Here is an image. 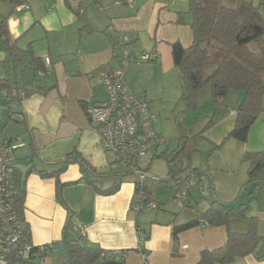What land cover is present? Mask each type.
I'll return each instance as SVG.
<instances>
[{"label":"crops","instance_id":"1","mask_svg":"<svg viewBox=\"0 0 264 264\" xmlns=\"http://www.w3.org/2000/svg\"><path fill=\"white\" fill-rule=\"evenodd\" d=\"M252 3L259 5L261 0ZM3 4L0 12L4 14L7 5ZM261 12L264 14V7ZM190 24L188 0H137L134 8L121 0H27L25 5L14 7L8 19L11 39L22 51L32 49L48 67L46 74H38V82L47 91L13 105L12 112L22 128L20 139L25 140L23 154L17 160L25 166L33 162V169L21 182L25 183L23 219L31 229L35 246L57 244V252L40 264H53L61 248L67 258L62 239L69 219L85 230L84 244L105 251L113 264H200L202 253L225 247L230 233L248 232V220L231 219L223 227L203 228L200 223L180 232L177 243L173 239L175 227L196 220L209 208L210 187L215 198L227 205L248 204L251 186H247L249 163L244 157L264 152V111L252 126L247 142L227 138L236 125L233 112H237L244 97L239 91L231 92L225 106L215 109L211 89L202 90L199 108L191 112L201 124L200 130L188 128L186 105L181 101L183 84L175 68L172 46L177 42L184 48L192 46ZM110 26L130 37L124 49L117 48L119 39L109 35ZM124 52L131 57L124 81L135 97L149 103L157 118L170 117L171 112L182 115L189 136L205 130L214 119L197 143L202 157L195 167L208 175L203 174L199 184L183 197V208L173 197L167 205L161 204L154 193L158 209L134 211L135 178L114 165V157L103 150L99 134L86 115L90 105L107 100L97 72L120 69ZM153 52L159 54L158 61L136 62L141 54ZM32 78L28 71L19 82ZM19 114L29 133L20 123ZM167 122L161 121L158 128L155 125L163 137L168 135ZM14 139V143L18 141L17 136ZM158 153L145 158L152 160ZM79 160L95 169L97 175L85 173ZM141 160L140 168L149 174V160ZM63 167L60 190L56 177L41 175ZM19 178L22 181L21 172ZM251 205L249 217L258 219V233L264 238V183ZM140 239H144L142 245ZM143 253L148 257L146 263ZM228 264H264V241L255 253Z\"/></svg>","mask_w":264,"mask_h":264},{"label":"trees","instance_id":"2","mask_svg":"<svg viewBox=\"0 0 264 264\" xmlns=\"http://www.w3.org/2000/svg\"><path fill=\"white\" fill-rule=\"evenodd\" d=\"M1 1L9 2L13 7L25 5L27 2V0ZM262 7H264V0H261L259 5L244 0H188V14L191 16L190 26L194 36L193 44L189 48H184L179 42L172 46L175 68L183 84L181 101L190 112L198 110L200 92L207 87L211 89L215 109L225 106L231 92L243 93V100L236 112L235 128L227 137L243 143L247 142L252 126L264 111ZM8 19L0 12V53L7 54V57L0 62L7 69L5 79L0 80V100L5 99L9 106V118L12 119L13 105L22 104L24 99L34 93L47 91L38 82V74H46L48 67L44 61L34 55L32 49L22 51L16 46V41H13L9 34ZM156 61L158 60L154 62ZM28 71L33 74L32 80L23 79L20 83L19 77L23 78ZM21 120L20 123L27 128L22 115ZM213 123L214 119L199 134L184 138V146L172 153V158L167 162L169 175L166 178L154 177L155 179H148L142 184L136 183L137 190L142 191L146 197L145 202L153 200L155 191L160 188L167 189L171 197L175 198L184 183L194 174L200 178L203 174L208 175L201 168L195 167L190 157L192 152L197 151L195 144L204 138V132ZM28 130L27 128L29 133ZM8 140L15 144L14 138ZM71 157L77 158L74 155ZM79 162L85 173L97 175L95 169L84 160ZM244 162L249 163L247 186H251V200L248 204L238 207L227 205L215 198L212 193L213 188L210 187L209 208L199 213L196 220L174 228L173 239L177 243L180 232L198 226L202 222L209 226L223 227L228 226L231 219L249 221V230L246 234L230 233L225 247L202 253L200 264L233 263L238 258L255 253L257 246L264 241L258 233V219L249 217L251 204L258 199L261 185L264 183V152L248 153L244 157ZM21 164L17 160V165ZM32 165L31 161L27 163V166ZM64 170L65 167L52 174L41 173V175L56 177L60 190L63 185L60 183L59 174ZM17 172L19 184L17 207L23 218L25 183H21L20 172L18 170ZM88 179L86 180L92 184L93 181ZM116 189L117 187L111 191L114 192ZM59 200H61L60 194ZM71 232L74 236L69 235ZM62 242L67 247V258L62 264H113L105 251L97 246L84 244V237L76 234L70 219L65 226ZM53 245L57 247L56 243ZM46 257L40 252V247L34 246L25 257H19L16 252L9 254L7 264H40Z\"/></svg>","mask_w":264,"mask_h":264},{"label":"built area","instance_id":"3","mask_svg":"<svg viewBox=\"0 0 264 264\" xmlns=\"http://www.w3.org/2000/svg\"><path fill=\"white\" fill-rule=\"evenodd\" d=\"M130 8H134L137 0H121ZM111 37L119 39L117 48L124 49L130 42V37L122 35L114 27L108 28ZM130 56L124 52L122 66L117 70H103L96 75L102 80L107 93L103 103L92 104L86 109L90 123L97 130L100 143L106 153L114 157V165L131 174L136 183L142 184L148 179H155L142 170L138 162L149 156L151 152L158 153L161 147L168 145L154 128L157 120L151 112L150 105L145 100L135 97L124 81V71L129 65ZM157 52L143 53L136 58L137 63H151L159 60ZM43 76V73H40ZM236 114V112H233ZM17 155L13 143L0 134V264H7L8 255L16 252L19 257H25L33 245L31 230L28 223L21 217L17 207L19 184L17 180ZM200 177L193 175L183 185L174 198L183 208V197L199 184ZM144 193L137 190L133 198L132 209L137 213L156 210L155 200L145 202ZM203 228L207 223H201ZM76 234L86 237L85 230L74 225ZM142 245L144 239H140ZM53 244L40 247V252L49 257L56 253ZM147 255L143 259L147 262Z\"/></svg>","mask_w":264,"mask_h":264},{"label":"rangeland","instance_id":"4","mask_svg":"<svg viewBox=\"0 0 264 264\" xmlns=\"http://www.w3.org/2000/svg\"><path fill=\"white\" fill-rule=\"evenodd\" d=\"M244 1L252 2V0H244ZM3 10H4V4L0 0V11H3ZM4 58H5L4 54L0 53V62ZM6 71L7 69L5 68V66H3V64L0 63V80L5 79ZM205 89H208V91H210L209 87ZM8 109H9V106L7 105L5 99H1L0 100V134L5 139L14 138L17 136L18 141L15 142L14 146L16 148V155L18 157H21L23 154V150H24L23 147H25L24 146L25 140L20 139L22 138L20 135L22 128L17 123V118H16L17 116L13 114L14 112L12 113L13 119L9 118L10 113L8 112ZM185 110H186L185 112L188 113L187 114L188 115V118H187L188 128H190V126L195 128V130L200 128L201 124L198 122V120H196V117L192 116L191 112L186 107H185ZM176 115H172V112H171L170 117L157 118V120L154 123V128H155V125L158 128L160 126L161 121L163 120L168 121L167 126H166L168 135H165L163 137L160 134L165 140L168 141V145L161 147L160 152L158 153V156L154 157L152 160H149V159L153 155H155L154 152L150 153L149 155L150 158L148 157V158L141 160L144 163H146L149 160L150 165L147 164L146 169L149 170L150 176L152 175L153 177L166 178L169 175V168H168V163H167L168 160L172 158V153H174L176 150L181 149L184 146L183 144L184 138L189 136V134L191 133L190 131L188 130L186 131L184 129L182 125V121H183L182 115H177V116ZM196 132L198 131H194L193 135L199 134V132L198 133ZM195 146H198V145L195 144ZM195 149H197V147ZM191 154H192L190 157L191 163L194 166H199V163L202 157L201 152L198 150V151L192 152ZM155 194L157 195L159 201L163 205H167L171 199L170 192L165 188H160L156 190ZM65 258H66V252L63 248H61L53 264H61Z\"/></svg>","mask_w":264,"mask_h":264},{"label":"water","instance_id":"5","mask_svg":"<svg viewBox=\"0 0 264 264\" xmlns=\"http://www.w3.org/2000/svg\"><path fill=\"white\" fill-rule=\"evenodd\" d=\"M6 5H7V10L4 13V17L9 18L14 10V7L9 2H6ZM17 169L19 172H21L22 182H24L26 180L28 173L33 169V166L17 165Z\"/></svg>","mask_w":264,"mask_h":264}]
</instances>
